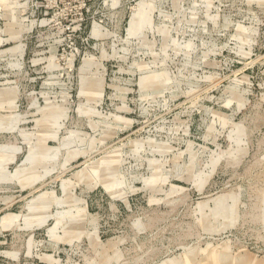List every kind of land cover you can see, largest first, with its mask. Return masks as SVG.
I'll return each mask as SVG.
<instances>
[{
    "label": "rangeland",
    "instance_id": "obj_1",
    "mask_svg": "<svg viewBox=\"0 0 264 264\" xmlns=\"http://www.w3.org/2000/svg\"><path fill=\"white\" fill-rule=\"evenodd\" d=\"M0 264H264V0H0Z\"/></svg>",
    "mask_w": 264,
    "mask_h": 264
},
{
    "label": "bare ground",
    "instance_id": "obj_2",
    "mask_svg": "<svg viewBox=\"0 0 264 264\" xmlns=\"http://www.w3.org/2000/svg\"><path fill=\"white\" fill-rule=\"evenodd\" d=\"M83 67V66H82Z\"/></svg>",
    "mask_w": 264,
    "mask_h": 264
}]
</instances>
